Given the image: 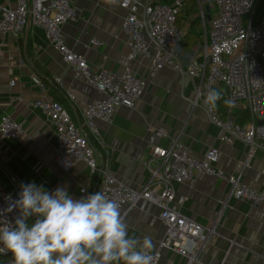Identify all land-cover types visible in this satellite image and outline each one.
Wrapping results in <instances>:
<instances>
[{
    "label": "crops",
    "instance_id": "crops-1",
    "mask_svg": "<svg viewBox=\"0 0 264 264\" xmlns=\"http://www.w3.org/2000/svg\"><path fill=\"white\" fill-rule=\"evenodd\" d=\"M122 1L70 0L78 16L63 28L68 47L83 55L93 70L105 66L119 75L130 69L146 81L144 95L134 108H119L111 124L95 122L99 131L95 148L98 166L108 160L111 172L119 181L133 190L142 189L148 180L146 162L153 129L164 134L154 138L155 145L168 146L171 139L179 136L195 158H203L208 150L217 148L221 152L219 169L227 174L239 172L247 158L248 147L242 142L232 145L221 142L220 130L210 122L204 106L193 104L196 83L168 69L151 76L149 60H127L129 48L121 25L128 11L120 6ZM0 6L13 7L14 3L0 0ZM190 27L187 23L181 31L182 38ZM201 28L203 41L199 45L203 44L205 36L203 26ZM92 40H98L101 46H91ZM189 42L180 43L178 48L184 63L199 57V45L189 48ZM0 44V120L8 116L24 128L17 140L0 141V186L10 194L21 190L22 183H35L50 193L63 187L73 199L98 192L99 175L92 173L84 162L75 163L69 172L56 163L55 128L39 109L31 107V102L42 98L59 102L81 126L82 107L100 99L101 94L74 78L73 70L48 43L42 29L28 25L18 39L0 32ZM34 75L39 78L40 86L33 83ZM12 79L16 80L15 86L10 85ZM68 94L76 98L77 104L68 99ZM225 106L224 113L220 110L222 117L227 113ZM233 116L239 124L249 122L244 106H239ZM244 181L264 193V150L254 153L244 171ZM82 190L86 193L82 194ZM181 198L186 201L180 211L204 227L211 226L216 216H220L217 234L207 243L200 262L264 264V213L232 198L228 183L200 174L192 182L176 186V202ZM121 213L128 225L129 237L141 241L150 238L153 247L149 251L159 249L165 227L159 221L152 222L160 213L157 206L140 204L128 213ZM8 257L12 258V253ZM8 257L1 255L0 264ZM160 264H186V259L163 250Z\"/></svg>",
    "mask_w": 264,
    "mask_h": 264
},
{
    "label": "built area",
    "instance_id": "built-area-1",
    "mask_svg": "<svg viewBox=\"0 0 264 264\" xmlns=\"http://www.w3.org/2000/svg\"><path fill=\"white\" fill-rule=\"evenodd\" d=\"M11 1L13 7L0 6V32L18 39L28 25L42 29L48 43L73 70L74 78L101 94L100 99L82 107L81 126L72 120L65 106L59 102L46 98L31 102V107L39 109L55 128L56 163L69 172L75 163L84 162L92 173L99 175L98 191L116 200L124 213L140 204H153L159 208L160 213L152 222H161L165 233L159 249L149 251L153 256L152 264H160L163 250L185 258L186 264H203L199 258L207 243L216 236L220 216H216L211 226L204 227L180 211L185 198L176 202V186L190 183L200 174L228 183L232 198L257 207L264 213V193L254 190L244 181V171L254 153L264 150V17L259 22H255L254 18L260 0H196L205 36L203 44L199 45V57L187 63L182 62L179 56L182 32L177 23L178 14L187 0H174L171 4L159 0L121 2L120 6L128 11L121 25V33L129 48L127 60H149L151 76L166 69L184 74L196 83L193 104L204 106L210 122L220 130L221 142L228 145L242 142L248 147L241 170L227 174L218 167L221 161L219 149L212 148L203 158H195L189 154L179 136L171 139L168 146L155 145L154 138L164 134L151 129L146 162L148 180L140 190H133L119 181L111 172L108 160L98 166L95 149L88 136H93L98 143L99 131L95 122L111 124L119 108H134L144 95L146 81L130 69L119 75L105 66L93 70L83 55L68 47L63 28L78 16L70 0ZM90 45L99 47L101 43L92 40ZM32 81L37 86L41 85L35 75ZM15 82L12 79L10 85L15 86ZM57 82L60 83V80ZM211 90L219 91L224 101H231L230 105L226 104L225 117H222L217 105L213 109L205 103ZM68 99L77 104L73 95L68 94ZM239 106L248 111L247 124L241 125L234 119L233 114ZM23 132L22 124L8 116L1 118L0 141L17 140ZM20 191L17 189L10 194L0 186V209L7 208L8 197L18 199ZM85 193L86 190H82V194ZM17 215L18 209L6 211L0 216V224L14 222ZM0 249H3L0 256H10L11 252L2 244ZM13 262L8 257L2 264Z\"/></svg>",
    "mask_w": 264,
    "mask_h": 264
},
{
    "label": "clouds",
    "instance_id": "clouds-1",
    "mask_svg": "<svg viewBox=\"0 0 264 264\" xmlns=\"http://www.w3.org/2000/svg\"><path fill=\"white\" fill-rule=\"evenodd\" d=\"M220 99L211 90L205 103L214 109ZM20 188L18 199L8 197L0 209V216L18 209L14 222L0 224V244L13 264H152L151 239L129 237L120 204L103 192L73 199L63 187L51 193L35 183Z\"/></svg>",
    "mask_w": 264,
    "mask_h": 264
},
{
    "label": "trees",
    "instance_id": "trees-1",
    "mask_svg": "<svg viewBox=\"0 0 264 264\" xmlns=\"http://www.w3.org/2000/svg\"><path fill=\"white\" fill-rule=\"evenodd\" d=\"M161 1H163V3L171 4L173 3L174 0H161ZM263 17H264V0H260V3L258 4L254 14L255 22H259ZM177 23L180 31H183L185 29L187 23H189L191 26L187 32V35L181 39V43L189 40L190 41L188 43L189 48H193L199 45L200 43H202L203 41V32L201 28L202 22L200 17L198 16V5L196 0L186 1L185 6L178 14ZM196 28H199L198 29L199 33H197L198 30ZM216 105L220 108L222 113L225 112L226 106L222 95H221V99L217 101ZM243 123L244 122L241 121V125H244ZM88 137L90 144L93 146V148L94 149L97 148L98 143L93 138V136L89 135ZM12 259L14 260L13 257Z\"/></svg>",
    "mask_w": 264,
    "mask_h": 264
},
{
    "label": "water",
    "instance_id": "water-1",
    "mask_svg": "<svg viewBox=\"0 0 264 264\" xmlns=\"http://www.w3.org/2000/svg\"><path fill=\"white\" fill-rule=\"evenodd\" d=\"M206 10L209 12V8L207 7ZM208 21L210 20V16L207 17ZM261 124V122H260Z\"/></svg>",
    "mask_w": 264,
    "mask_h": 264
},
{
    "label": "rangeland",
    "instance_id": "rangeland-1",
    "mask_svg": "<svg viewBox=\"0 0 264 264\" xmlns=\"http://www.w3.org/2000/svg\"><path fill=\"white\" fill-rule=\"evenodd\" d=\"M196 29L198 30L199 28H196ZM197 30H196V31H197ZM197 33H199V30L197 31Z\"/></svg>",
    "mask_w": 264,
    "mask_h": 264
}]
</instances>
